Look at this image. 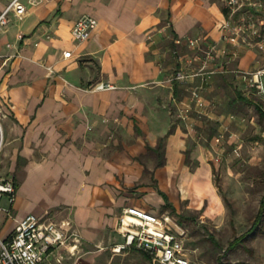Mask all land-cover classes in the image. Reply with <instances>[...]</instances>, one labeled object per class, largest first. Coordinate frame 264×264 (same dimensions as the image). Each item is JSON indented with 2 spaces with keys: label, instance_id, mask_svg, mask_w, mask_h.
Segmentation results:
<instances>
[{
  "label": "crops",
  "instance_id": "obj_1",
  "mask_svg": "<svg viewBox=\"0 0 264 264\" xmlns=\"http://www.w3.org/2000/svg\"><path fill=\"white\" fill-rule=\"evenodd\" d=\"M10 1L0 0V12ZM22 2L26 16L11 12L0 27V176L17 186L13 216L0 215V235L10 236L15 220L28 214L49 215L82 235L87 264H109L96 259L107 248L113 255L139 251L151 264L136 248L113 249L124 242L123 208L156 213L143 198L164 204L159 188L175 205L183 200L204 217L215 214L212 166L194 151L187 162L185 149L199 144L205 115H219L226 75L259 69L260 56L239 36L222 38L224 0ZM83 14L97 25L77 42L71 29ZM198 36L203 41L189 45ZM179 70L188 74L184 80L174 77ZM236 76L247 89V76ZM259 248L255 258L223 264H264V244Z\"/></svg>",
  "mask_w": 264,
  "mask_h": 264
},
{
  "label": "rangeland",
  "instance_id": "obj_2",
  "mask_svg": "<svg viewBox=\"0 0 264 264\" xmlns=\"http://www.w3.org/2000/svg\"><path fill=\"white\" fill-rule=\"evenodd\" d=\"M262 4V7L251 9L256 32L241 31L239 35L241 40L257 50L261 67L248 73L235 71L226 75L225 79L230 81L225 86L223 101L217 105L221 109L216 110L219 115L212 118L205 115L204 126L197 136L199 144L185 149L187 162H191L194 151V155L203 157L212 166L211 175L220 199L219 208L212 217H204L200 210L188 207L187 201L173 203L176 210L172 211L170 207L159 206L155 201L143 198L149 209H154L158 215L169 214L185 230L187 245L192 249L193 264H217L219 258L223 263L230 259L243 261L255 258L259 246L264 244L263 218L255 235L247 236L236 247L229 248L230 243L253 224L264 194V0ZM250 13L240 12L234 21L238 23L241 15L247 18ZM258 70L262 87L250 79ZM243 74L247 76L248 88L245 90L236 76ZM238 92L247 100L241 99ZM5 145L6 137L0 156L1 165ZM151 154L157 163L158 155L155 152ZM147 171L146 167L148 176ZM147 181L155 186L154 177ZM98 250L93 248L94 252ZM85 255L86 251L82 248L78 255L65 257V260L69 264H87L89 260ZM96 259L102 263L110 260L109 264H145L140 252L135 250L113 255L111 248H107L104 255Z\"/></svg>",
  "mask_w": 264,
  "mask_h": 264
},
{
  "label": "built area",
  "instance_id": "obj_3",
  "mask_svg": "<svg viewBox=\"0 0 264 264\" xmlns=\"http://www.w3.org/2000/svg\"><path fill=\"white\" fill-rule=\"evenodd\" d=\"M37 3L39 0H29ZM227 17L221 28L226 32L222 38L229 40L239 36L240 32H256L254 14L251 9L262 7V0H224ZM251 12L247 18L239 17L238 13ZM22 19L28 13V8L22 0H11L0 12V27L11 20L10 13ZM97 19L90 14L81 15L73 24L71 33L75 41L86 40L96 27ZM203 36L189 37L188 43L196 46L203 41ZM10 46V44H8ZM214 44L207 51V58L213 57ZM71 50L63 53L69 57ZM258 70L253 77L257 86L262 87ZM187 73L179 70L175 78L184 80ZM110 83L96 84V88L110 87ZM193 96L198 99L199 91L194 90ZM5 143L4 129L0 114V156ZM16 182L12 176H0V215L13 216V202L16 197ZM3 196L8 198V205L1 203ZM14 230L10 236L0 235V264H63L65 257L79 254L82 235L75 229L67 227L52 216H37L28 214L16 219ZM118 230L124 237V242L114 246V250L136 248L145 254L151 264H193L192 249L187 245L185 230L167 214L158 215L139 206H125L119 218Z\"/></svg>",
  "mask_w": 264,
  "mask_h": 264
},
{
  "label": "trees",
  "instance_id": "obj_4",
  "mask_svg": "<svg viewBox=\"0 0 264 264\" xmlns=\"http://www.w3.org/2000/svg\"><path fill=\"white\" fill-rule=\"evenodd\" d=\"M224 11L226 12V9H224ZM238 96H240L241 99L243 100H247V98L245 96H242L240 93L238 94ZM261 113L262 110H261ZM159 148V146H158ZM157 191L159 194H161V196L164 199V207H170L172 209V211H175L176 208L174 206V204L169 200L167 194L162 191L161 189L157 188ZM264 218V194L262 195V198L260 200V205H259V209L258 212L256 214V218L253 222V224L250 226L249 229H247L245 232H243V234H241L240 236H237L229 245V248H234L236 247V245L238 243H240L244 238H246L247 236H253L256 234L257 231V227L259 226V223L261 222V220ZM144 254V253H143ZM217 264H223V262L220 260V258L217 260Z\"/></svg>",
  "mask_w": 264,
  "mask_h": 264
}]
</instances>
